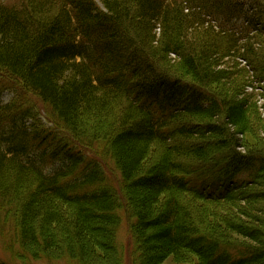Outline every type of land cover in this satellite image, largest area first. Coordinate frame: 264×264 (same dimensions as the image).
Listing matches in <instances>:
<instances>
[{
    "label": "trees",
    "instance_id": "16d2710c",
    "mask_svg": "<svg viewBox=\"0 0 264 264\" xmlns=\"http://www.w3.org/2000/svg\"><path fill=\"white\" fill-rule=\"evenodd\" d=\"M0 74L20 99L0 98V208L20 264H264V0L1 1ZM239 201L247 224L207 218Z\"/></svg>",
    "mask_w": 264,
    "mask_h": 264
},
{
    "label": "rangeland",
    "instance_id": "374dc122",
    "mask_svg": "<svg viewBox=\"0 0 264 264\" xmlns=\"http://www.w3.org/2000/svg\"><path fill=\"white\" fill-rule=\"evenodd\" d=\"M1 1H10V0H0V2ZM95 1L99 5L102 4V0H95ZM241 1H244V0H241ZM9 83H10L9 79L6 76H2L0 74V92H1L0 98H1V103H3L4 105L14 103L17 101V99H19V95H15L16 90H14L12 88H7L8 87L7 85H9ZM5 84H7V85H5ZM254 86H255L254 90L248 89L247 93H253V99L252 100L254 102L259 101L258 103L262 104L263 102L261 100V95L263 92L260 89H258V84L254 83ZM33 102H34L33 104L36 108V111H37V114L39 117L37 120L36 126L39 128L40 131H46L48 128H52V125L48 122V118L46 116V113H45V110H44V107L42 106V104H40L39 101L38 102L33 101ZM262 113H264V112L262 111ZM115 116H116L115 119L118 118V120H119L122 116V111H117ZM90 117H92V116L87 115L85 118L90 119ZM93 123H95V122L93 120H91L90 124L92 125ZM195 123H196V121H195ZM256 141H257L256 139H253L250 137H244L243 138L244 144L249 145V146H253V147H255L257 145ZM261 144L264 145L263 142ZM162 152H163L162 149L159 150V153H158V155H155L154 160L157 158L159 159L162 156ZM216 152L211 151L210 152L211 157L215 156ZM89 158H95V156L90 155ZM216 158L217 157H214L213 160L216 161L217 160ZM181 160L183 163L192 164L191 162L186 160L185 157H183V156L181 157ZM210 160H212V159H210ZM106 162H107V166L105 167V170L107 172V175L110 178V180L112 181V183L118 187L120 184V177L115 171L112 170V167L108 164V161H106ZM59 164H60V162H54L52 164L50 163L49 166L50 167L54 166V168H56V167H58ZM134 193L136 195H141L143 193L142 188L136 189L134 191ZM235 205L240 206L242 204H240V201H239L238 203L233 204V205L230 203L229 204L226 203L224 205L215 206L214 209H210V210L206 211L207 218L210 219L212 224L218 228H223L224 225L226 227H229L228 225H230L231 222L240 224L242 221H244L246 223L243 222V224H247L248 220H246L242 216V214L240 213V211H238V209L236 208ZM257 206L259 208H262V207H264V204L257 205ZM4 222L5 221L3 220L2 210L0 208V258L6 259L11 264H20L18 262V259L16 258L17 246H16L15 242L12 243L14 241L13 232L11 229H8V227L6 228L5 227L6 225L4 226ZM155 230L156 229L147 231V234H152L155 232ZM236 235H238V234H236ZM93 238L94 237L92 235L90 240H92ZM236 238H237V236H236ZM238 239H243V238L240 237ZM122 242L124 244V248L126 247L127 250L129 249V246H131V244H132L131 240H129V238H127V237L122 238ZM88 245H89V242H88ZM51 257L52 258L49 261H52V262H54L57 259H62L64 262L62 261L63 263L61 262L60 264H68V263L72 264L73 263V262H70L68 258H64L63 256H60V255H56V256L52 255ZM114 257H115V255L113 253L112 254L110 253L109 258H107L106 255H105V258H102V257L101 258L98 257L97 259L90 258L88 261V264H116L117 262L115 261ZM113 259H114L115 263L112 262ZM49 261L44 260L43 263H39V264H50L51 262H49ZM75 263H77V262H75ZM82 263L87 264L86 262H82ZM136 264H139V262L137 260H136ZM162 264H199V260L196 257L189 256V257H187V259L183 260V262H178L173 257H169Z\"/></svg>",
    "mask_w": 264,
    "mask_h": 264
}]
</instances>
